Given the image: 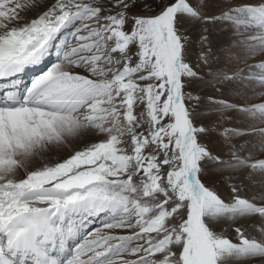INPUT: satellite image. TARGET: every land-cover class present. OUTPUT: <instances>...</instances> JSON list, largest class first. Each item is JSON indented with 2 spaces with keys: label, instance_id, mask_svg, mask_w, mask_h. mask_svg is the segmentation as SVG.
I'll return each mask as SVG.
<instances>
[{
  "label": "snow or ice",
  "instance_id": "6c2138e0",
  "mask_svg": "<svg viewBox=\"0 0 264 264\" xmlns=\"http://www.w3.org/2000/svg\"><path fill=\"white\" fill-rule=\"evenodd\" d=\"M135 3L49 0L22 23L18 10L26 5L0 0V79L57 57L23 94L0 88V264H246L264 257V238L237 227L234 243L214 223L264 217V206L242 198L240 185L222 198L202 183L210 162L264 170V159L241 156L244 147L231 135L246 130L234 128L221 133L226 158L222 149L213 154L211 129L198 121L201 98L185 93L202 79L189 60L186 21L264 29V0H225L232 7L211 17L203 0H160L150 16L132 14ZM204 33L200 46L208 42ZM198 60L210 62L203 52ZM211 75L205 83L241 78ZM208 102L221 118L229 110L264 117V103ZM96 134L98 142L67 158L29 168L36 157ZM258 135L264 149V128ZM97 219L101 226L88 231Z\"/></svg>",
  "mask_w": 264,
  "mask_h": 264
},
{
  "label": "rangeland",
  "instance_id": "374dc122",
  "mask_svg": "<svg viewBox=\"0 0 264 264\" xmlns=\"http://www.w3.org/2000/svg\"><path fill=\"white\" fill-rule=\"evenodd\" d=\"M27 1H30V2L26 4L24 0H18L20 4L27 5V7L30 5H32L30 7L35 6V4L31 2V0H27ZM48 2L49 0H46V1L41 0V3H44V4H48ZM145 4H150L152 10L151 11L146 10L143 7ZM159 4H160V0H136V3L132 7L131 11H132V14H135L138 16H147V15H143L142 13H153V11L155 12L159 11L160 10ZM27 7L22 8L23 11L18 10L20 14H26L25 10L28 9ZM230 7H232V5L226 4L225 0H203L202 11L205 17H211V16L220 15L222 11H227L228 8ZM205 29H207L206 35L208 36V42L200 46L198 45L197 42L199 41L200 36L202 34H205L204 33ZM71 31H72V28L67 29V32H71ZM189 34L192 40L191 55L189 56V60L192 61L194 64L196 63L199 64L198 71L200 72L202 79L195 80L192 83L190 88L186 87L185 93L186 94L191 93V95L199 96L201 98L199 103H197L196 105V111H200V110L212 107V105H210L208 102V97H214L217 100L223 99L230 103H234L239 106L249 107V108L255 105L264 103V91H261L264 85L262 86L259 85V84H264V82H262L259 79L260 76L264 75V68L261 67V65H264V29H259L258 26L254 24H245V23H242L234 27L233 23L230 21L229 22H217L215 24H204V23L199 22L198 24H194L189 29ZM232 34L239 36L238 38L239 41H237V44H234V42H232L233 37H234ZM73 43H75L74 39H73ZM209 48L211 49L210 52H209ZM201 52L205 53L208 56L209 61H210L208 64H205L203 63V61L198 60V56ZM113 55L115 56L119 54L116 53ZM56 61L57 60H55L54 63ZM53 64H51L49 68ZM221 70L226 71L230 75L235 74V73H240L241 78L233 79L229 81H223L217 84H213L211 86L200 88V85L202 83L213 79L211 72H217ZM247 71L250 74L243 73ZM243 81L253 82L255 85H252V84L247 85V84L242 83ZM256 83H259V84H256ZM241 84L244 87L240 86ZM250 87H251V90H250ZM217 88L221 90L217 91ZM232 89L237 90V91L239 90L240 94L239 95L231 94L230 90ZM256 91H260V92L258 93ZM251 94L252 96L250 97ZM185 103H186V106H190L192 103H195V101L186 100ZM145 116H146V113H145ZM223 116L224 118H221V115H220L218 119L212 118L211 116H209V117H205L202 120L198 119V121L201 126L211 129V131H209V133L207 134L206 140L211 145L213 149V154H215L217 149H222L223 152L221 153V155L223 158H226L223 156V154L227 151V145H225L224 138L221 136V133L223 132L225 128L241 129L244 127H242L243 126L242 122L238 121L237 123L235 121V116L237 120L240 119L243 121V119L237 112H234L233 114L231 113L223 114ZM245 116L252 117L251 114H247V115L245 114L244 117ZM254 116L261 117L259 113H256L255 115H253V117ZM261 118L264 119V117H261ZM260 128H264V125L260 126ZM246 131L247 133L248 132L249 133L246 134L245 137H242L241 139L240 138L236 139L237 137L234 138L231 136V143L237 146H243L244 151L241 152L240 154L241 156H249L251 163H255L258 160L264 159V149L257 146V144H255V146L254 144L252 145L251 141H249L250 139H252L253 134L257 130H247L246 129ZM247 136L249 140L247 139ZM89 142H93V141H90V136L85 135L84 137L78 140H75L73 144H66L61 149H56L53 151L46 152L45 155L47 154L46 155L47 159L45 158V155L36 157L35 158L36 160H34V163H32V166L29 168L32 169L33 166L35 167L36 166L35 163L41 166L34 168V170L42 168L45 165H51L58 161H61L62 159L67 158L68 155L74 151V149L79 150V148L80 149L83 148L85 144ZM246 150H248L250 153ZM213 169L215 170L213 164L212 163L209 164L208 169L206 170L203 176V179H202V183H204L205 186L209 187L212 190H215L218 193V195H220L222 198H225L231 194V188L234 184L240 185L241 186L240 195L242 198L249 199L251 202L256 203L257 206H264V198H263L264 191L262 192L260 191L257 193V191L259 190L258 188H260L259 186L264 184V180L257 181V179H255L253 180L254 182L251 181V182L244 183V180L246 178H242V175L240 174L235 175V176H232L231 174L230 175L220 174V173L214 172ZM21 170L23 169H20L19 171ZM246 171L244 172L245 174L243 175L244 176L250 175V177L246 176L250 180L252 179V177L256 175L255 173L257 171L260 172L264 170H259V169L253 170L251 168H247ZM257 216L259 217L258 223L252 222L249 225L247 224L243 226L242 229L245 230V232L249 234L250 236L257 238V239H261L262 236L260 234L255 235V233L257 232V228L259 230L260 226L261 228L264 227V217H261L259 214ZM100 226L101 225L93 227L92 229L88 231H91ZM237 227H241V226L234 227L229 233L225 235V238L230 239L234 243H239V240L237 238V233L235 231ZM216 230L218 233H220L221 231L219 227H216ZM104 231L108 232L107 229H105ZM123 234H126V233H123ZM222 234L224 235L225 233L222 232ZM250 264H253V263H250ZM256 264H264V257H263V260L257 261Z\"/></svg>",
  "mask_w": 264,
  "mask_h": 264
},
{
  "label": "bare ground",
  "instance_id": "6f19581e",
  "mask_svg": "<svg viewBox=\"0 0 264 264\" xmlns=\"http://www.w3.org/2000/svg\"><path fill=\"white\" fill-rule=\"evenodd\" d=\"M44 1H46V0H44ZM24 2H26V4H28V2H30V1H25L24 0ZM31 2L33 3V4H35V5H40V7L39 8H37V7H35V6H33V7H30V6H32V5H30V6H28L27 7V5H26V7L28 8L27 10H25L26 11V14H20L22 17H24V21H22V23L23 22H27V21H29L30 19H32V18H34L36 15H38V14H42V12L44 11V10H46V8H44L43 7V5H45L44 3H41V0H31ZM43 2V1H42ZM49 3V2H48ZM24 4V3H23ZM34 8V9H33ZM26 9V8H25ZM20 11H23L22 10V8L21 9H19ZM145 12V11H144ZM158 12V11H157ZM22 13V12H21ZM25 13V12H24ZM143 15H152L153 13H142ZM200 21H196L195 23H191V22H187L186 21V23H185V26L186 27H189V29L194 25V24H198ZM231 35V34H230ZM234 37H233V41L232 42H234V44H237V41H239V36L238 35H235V34H232ZM256 45H258V44H256ZM252 46V45H251ZM255 46V45H254ZM254 46H253V48H254ZM249 47V46H248ZM256 47V46H255ZM259 47V46H258ZM243 73H248V71L247 72H243ZM248 74H250V73H248ZM242 75V74H241ZM245 76V75H244ZM255 78V77H254ZM211 80H213V79H211ZM211 80H208V81H211ZM242 81V80H241ZM242 83H244V84H252V85H255L253 82H249V81H243ZM214 84H217V83H215L214 82ZM256 84H259V83H256ZM211 85H213V84H209V83H202L201 85H200V88H204V87H206V86H211ZM260 86H262V85H264V84H259ZM240 86H243L242 84L240 85ZM244 87V86H243ZM242 88V87H241ZM240 89V88H239ZM250 90H251V87H250ZM200 91V90H199ZM231 91V94H235V92L233 91V89L232 90H230ZM235 91H237V90H235ZM239 91V90H238ZM261 91H264V87L262 88V90ZM256 92H260V91H256ZM255 93V92H254ZM252 96V94L250 95V97ZM211 108H206V109H203V110H200V111H197L198 113H200V115L198 116V119H204L205 117H209V116H211L212 118H216V119H218V117L221 115L220 113H218V112H215V111H211L210 110ZM235 112V111H234ZM233 112V110H229V111H227V112H225L224 114H233L234 113ZM247 115V114H246ZM241 116V115H240ZM241 118L243 119V121L242 120H240V119H238L237 120V118H236V116H235V121L238 123V121L239 122H242L243 123V126L242 127H244V128H241V130H257L254 134H253V136H252V139H248V136H247V139L249 140V141H251V143H252V145L254 144V146H255V144H257V146H259V144H258V141H259V135H258V130L259 129H261L260 128V126H263L264 125V119L263 118H261V117H257V116H254L253 117V115H252V117L250 116V117H247V116H241ZM210 120V119H209ZM251 132V131H250ZM249 133V132H248ZM247 133V131H243L242 132V134L241 135H231L232 137H234V138H236V139H241L242 137H245V135L246 134H248ZM250 135V134H249ZM99 138H100V134H96V135H94V136H90V141H96V142H98L99 141ZM245 139V138H244ZM246 141V140H245ZM250 144V143H249ZM252 145H251V147H252ZM254 148V147H253ZM80 149V148H79ZM248 149V148H247ZM246 151H248V150H246ZM257 151V150H256ZM71 152V151H70ZM249 152V151H248ZM250 153V152H249ZM47 155V154H46ZM46 155H45V158H46ZM55 156V155H54ZM44 158V159H45ZM47 159V158H46ZM36 160V159H35ZM46 161V160H45ZM32 163H34V160L29 164V167H31L32 166ZM41 163V162H40ZM211 164V163H210ZM213 164V163H212ZM35 167L33 166L32 167V169L31 170H34V168H37V167H40L41 165H37L36 163H35ZM45 165V164H44ZM212 166V165H211ZM213 166H214V164H213ZM214 168H215V170H214V172H216V173H220V174H231L232 176H235V175H238V174H240V175H242V178H246L245 180H244V183L246 182H251V181H253V180H255V179H257V181L259 180V181H263L264 180V171H257V172H259V173H255L256 175L254 176V177H252V179H248L247 177L249 176L250 177V175H246V176H244L243 174H245L244 172L247 170V168H241V169H235V170H233V169H228V168H225V169H223V170H221L220 168H217V167H215L214 166ZM247 172V171H246ZM19 175H24L25 174V171H24V169L23 170H21V171H19V173H18ZM241 179V178H240ZM254 182V181H253ZM260 188H258L257 190V193L258 192H262V191H264L263 189H264V184H262L261 186H259ZM262 198V197H261ZM264 198V197H263ZM258 214H254V215H252V216H249V217H242V218H240V219H238V220H236V221H230V220H227V219H224V220H220V221H215L214 223H215V225H216V227H219L220 229H221V231H220V233H222V232H224L225 234H224V236L227 234V233H229L234 227H236V226H241V228L243 227V226H245V225H249L250 223H252V222H255V223H258V216H257ZM262 229H264V227H262L261 228V226H260V231L258 230V228H257V232L255 233V235H257V234H260L261 236H262ZM111 230H108V232H110ZM120 231V230H119ZM121 232V231H120ZM259 232V233H258ZM124 232L122 231L120 234H123ZM262 238H264V237H262ZM260 260H263V257H256V258H247L246 259V264H250V263H255L256 264V262L257 261H260Z\"/></svg>",
  "mask_w": 264,
  "mask_h": 264
}]
</instances>
